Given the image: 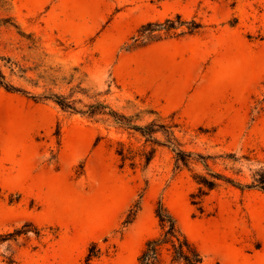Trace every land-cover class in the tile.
Instances as JSON below:
<instances>
[{
  "label": "rangeland",
  "instance_id": "1",
  "mask_svg": "<svg viewBox=\"0 0 264 264\" xmlns=\"http://www.w3.org/2000/svg\"><path fill=\"white\" fill-rule=\"evenodd\" d=\"M0 73V264H136L158 202L203 264H264V0H0Z\"/></svg>",
  "mask_w": 264,
  "mask_h": 264
},
{
  "label": "trees",
  "instance_id": "2",
  "mask_svg": "<svg viewBox=\"0 0 264 264\" xmlns=\"http://www.w3.org/2000/svg\"><path fill=\"white\" fill-rule=\"evenodd\" d=\"M180 19V15H176V21ZM180 24V23H178ZM156 30H170L175 29L179 25L171 19H166L163 23L156 22ZM200 25L197 23L193 27H188L187 33H192L196 31ZM184 32V33H186ZM183 33V32H182ZM2 74L0 73V83H1ZM6 89L17 90L14 87L6 86ZM56 103L61 107L69 108L73 111L87 114H95L100 112L103 108H108L102 103L90 104L88 105L87 111H78L75 107H72L70 103L64 101L59 95H54L52 97ZM108 114L114 118V120L121 125L131 127L139 131L142 135L152 138L153 133L155 132V124L151 123L148 125H136L131 124L124 115L118 114L113 109L109 108ZM167 132V131H166ZM153 140H156L153 138ZM177 160L186 162V156L191 155L190 152H185L179 148H175ZM211 178L199 175V178L196 180L199 184V190L202 194H206L209 190L215 187V179L221 178L219 174H211ZM232 182V181H231ZM247 188H259L264 190V168L256 171V177L254 181L250 184L243 185ZM206 188V190H204ZM155 216L159 222V232L157 235L148 238L140 253L137 256L136 264H203V256L197 246L188 239V237L179 230L176 226L175 220L172 215L167 211V209L160 203L155 207ZM99 249L96 248V245L93 244L89 249L86 255V260H90L92 257L97 256ZM7 264H11V258L6 259Z\"/></svg>",
  "mask_w": 264,
  "mask_h": 264
},
{
  "label": "crops",
  "instance_id": "3",
  "mask_svg": "<svg viewBox=\"0 0 264 264\" xmlns=\"http://www.w3.org/2000/svg\"><path fill=\"white\" fill-rule=\"evenodd\" d=\"M97 2L103 1V0H96Z\"/></svg>",
  "mask_w": 264,
  "mask_h": 264
}]
</instances>
